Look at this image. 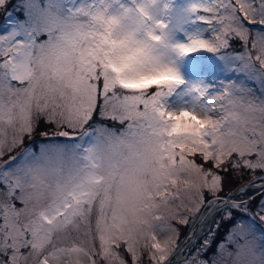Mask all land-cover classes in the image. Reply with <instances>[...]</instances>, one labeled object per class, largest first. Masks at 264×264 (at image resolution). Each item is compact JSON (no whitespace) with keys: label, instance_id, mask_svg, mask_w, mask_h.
<instances>
[{"label":"snow or ice","instance_id":"snow-or-ice-1","mask_svg":"<svg viewBox=\"0 0 264 264\" xmlns=\"http://www.w3.org/2000/svg\"><path fill=\"white\" fill-rule=\"evenodd\" d=\"M155 6L17 0L6 11L0 264H142L145 250L150 264H171V222L202 209L198 254L235 227L210 260L181 264H264V0H193L202 27L178 44ZM169 49L215 53L236 79L193 85L192 101L171 107L166 97L185 81ZM160 232L172 235L161 243Z\"/></svg>","mask_w":264,"mask_h":264},{"label":"rangeland","instance_id":"rangeland-1","mask_svg":"<svg viewBox=\"0 0 264 264\" xmlns=\"http://www.w3.org/2000/svg\"><path fill=\"white\" fill-rule=\"evenodd\" d=\"M162 0H156V6L155 11L157 12V16L160 19H164L169 23V27L167 30L168 33V40L170 44H175V42L178 43H186L188 42L189 35L196 34L197 31L202 27V22H199L194 19V14L190 11V6L193 3V0H167V7L162 16H159L158 13V6L160 5V2ZM17 0H11V3L9 4L7 9H0V33L5 32L7 29L4 27L5 21L8 18L6 16V11H12V5L16 4ZM2 11H4V14H1ZM16 13L13 12V18H15ZM208 35V34H206ZM239 42L234 41L233 42V48L235 44ZM236 51L242 50V45L239 42V46L237 48H234ZM168 53L170 54V49L168 50ZM168 54V55H169ZM173 56V54H171ZM169 55V57H171ZM175 55V53H174ZM177 56L182 62L183 67L186 65H194L195 67L198 66H204V69L208 70L207 78L208 82L205 83L206 86H211L210 91H215L222 82L230 80V79H236V73L232 70L229 63L222 60L217 54L212 53L206 49H200L192 53L188 54H180L177 52ZM168 57V56H167ZM166 57V58H167ZM204 79H206V76H204ZM204 84V82H203ZM253 87H257L256 85H253ZM257 95H259V90L257 88ZM194 96V93H190L186 89L183 88L182 85H179L175 91L168 97H166L167 102L170 104L172 101H187L192 100ZM98 122L105 123L109 127H120L118 122H113L109 119H101ZM21 147L19 146L16 149V152H19ZM13 154H16L15 152ZM257 176H259L256 173ZM260 175H264V173H261ZM248 177H251L250 174H246L243 179L232 183V185L229 186V188L225 189V192L222 193V195L226 194L230 189L234 190L235 188H238L241 184L248 183V181L251 179H247ZM242 182V183H241ZM241 183V184H240ZM240 184V185H239ZM207 197V193H205ZM193 205L189 204V207H192ZM206 209H202L200 213H186V209H181V212H185L187 215V218L189 219V224L183 225L178 222V220H173L171 223L172 225L178 229V233L175 236V246L173 247L171 253L169 254V261L172 263L173 261H176L177 264H181L182 261L190 260L193 257L195 259H205L210 260L211 257L215 255L216 249L218 244L228 235L232 227H235L234 224H228L225 225L224 228L217 234L216 241L212 243L211 248L202 253H197V250L200 248L202 241L204 237L207 235V228H205L203 231H200L201 229V220L200 217L204 215ZM250 213L252 215H255L256 213V206L253 205L250 208ZM197 233L202 234L197 241L192 244L190 252L187 256H184L186 252H184L182 255L179 253V250L185 246ZM172 235L171 233H164L160 232L158 233V239L161 243H163L165 240L168 239V236ZM96 251L99 252V241H96ZM121 252L127 257V254L123 252V247H121ZM207 253V254H206ZM180 254V255H178ZM185 257V258H182ZM97 260L100 261V264H105V262L101 259L99 255L95 257ZM179 258V260H178ZM87 264V261L85 262ZM142 264H150L148 260L147 251L145 250V254L142 259Z\"/></svg>","mask_w":264,"mask_h":264},{"label":"bare ground","instance_id":"bare-ground-1","mask_svg":"<svg viewBox=\"0 0 264 264\" xmlns=\"http://www.w3.org/2000/svg\"><path fill=\"white\" fill-rule=\"evenodd\" d=\"M167 7V0H162L160 2V5L158 6V13L159 16H162L166 10ZM175 44H178V42H175ZM175 53V55H174ZM173 54V56L171 55ZM169 55H171V57H169ZM168 55V57L166 58L170 63H172L180 72L183 80L185 81L184 84H182L183 88L186 89L187 91H189L191 94L193 92L190 91V89L192 88L193 85L196 84H201V85H205V83L208 82L207 78V74H208V70L204 69V66H194V65H186L183 67L181 60L179 59V57L177 56V52L173 49H170V54ZM204 76H206V79H204ZM204 82V84H203ZM206 86V85H205ZM211 89V87L209 88V90ZM195 95V93H194ZM188 102H191L192 100H187ZM185 101L182 100V102L178 101H172V103H170L171 107H175V108H179L180 106H182V104Z\"/></svg>","mask_w":264,"mask_h":264},{"label":"water","instance_id":"water-1","mask_svg":"<svg viewBox=\"0 0 264 264\" xmlns=\"http://www.w3.org/2000/svg\"><path fill=\"white\" fill-rule=\"evenodd\" d=\"M241 186V185H240ZM239 186V187H240ZM201 235L202 234H199V233H197L185 246H183L180 250H179V253L181 254H183L184 252H186V256L189 254V252H190V249H191V246H192V244H194V242L195 241H197V239H199V237H201ZM185 249H187L186 251H185ZM180 254H178V255H180ZM178 260H179V258H178ZM171 264H177V262L176 261H173Z\"/></svg>","mask_w":264,"mask_h":264},{"label":"trees","instance_id":"trees-1","mask_svg":"<svg viewBox=\"0 0 264 264\" xmlns=\"http://www.w3.org/2000/svg\"><path fill=\"white\" fill-rule=\"evenodd\" d=\"M1 14H4V11H2ZM238 46H239V42H237V43L235 44L234 48H237ZM257 174L260 175L261 173H260V172H257ZM250 178H251V177H248L247 179H250ZM236 183H237V182H236ZM241 183H242V182H241ZM241 183H240V184H241ZM234 184H235V183H234ZM240 184H239V185H240ZM231 185H232V187L234 186L233 184H231ZM235 186H236V185H235ZM235 186H234V187H235ZM206 254H207V253H206Z\"/></svg>","mask_w":264,"mask_h":264},{"label":"clouds","instance_id":"clouds-1","mask_svg":"<svg viewBox=\"0 0 264 264\" xmlns=\"http://www.w3.org/2000/svg\"><path fill=\"white\" fill-rule=\"evenodd\" d=\"M161 51L163 52V51H165V49L161 48ZM225 264H227V262H225Z\"/></svg>","mask_w":264,"mask_h":264}]
</instances>
